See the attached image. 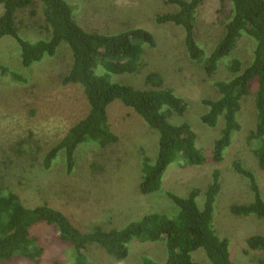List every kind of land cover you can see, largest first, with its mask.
<instances>
[{
	"label": "rangeland",
	"instance_id": "obj_1",
	"mask_svg": "<svg viewBox=\"0 0 264 264\" xmlns=\"http://www.w3.org/2000/svg\"><path fill=\"white\" fill-rule=\"evenodd\" d=\"M65 1L72 6L77 22L87 30L112 33L143 27L154 35L157 45L143 46L138 70L115 74L114 78L136 88H145L149 73L160 74L164 84L188 104L183 115H173V122L187 121L192 125L207 161L185 167L174 162L163 175L160 191L142 193V158L156 156L158 132L135 110L116 99L108 107L110 127L119 137L116 143L104 147L96 142L80 145L74 154L72 172L66 170L63 152L52 166L46 167L44 161L48 152L87 115L89 102L79 84L63 85L61 82L72 62L66 42L60 43L54 56H45L30 67H24L17 40L5 35L0 40L1 185L15 191L25 205L33 207L48 203L63 211L78 228L88 231L96 225L107 229L123 227L152 211L172 215L176 209L166 192L185 196L194 187L205 190L213 170L218 168L222 172V190L215 204V227L221 237L229 239L234 264H258L264 253L249 249L246 242L251 235H264V220L255 215L237 216L230 210L231 204L250 202L254 198L249 180L235 170L234 161L240 159L253 171L264 193V173L253 154V145L248 141L257 123L254 101L257 82L252 84L238 114L242 128L233 136L220 162L211 160L210 156L214 142L220 136L223 119L215 127L200 119L208 109L202 99L217 98L219 92L215 81L230 76L225 64L234 57L251 60L255 40L242 35L234 51L219 61L217 72L208 75L203 65L189 57L184 29L174 23L158 24L155 21L158 14L178 10L176 4L164 0ZM217 4V0H206L196 13V39L205 56L215 49L225 33L217 19ZM32 10L36 11L35 15ZM2 11L0 4V15ZM44 25L40 3L18 11L17 26L23 38L29 41L48 39L50 35ZM198 200L202 205V196ZM31 232L47 251H62L63 261L72 260V247L57 241L52 226L39 223ZM86 254L92 264H143V256L165 259L167 249L164 241H133L129 256L121 261L97 246L88 247ZM192 257L199 264H211L202 248L194 251ZM46 259L50 260L49 257Z\"/></svg>",
	"mask_w": 264,
	"mask_h": 264
},
{
	"label": "trees",
	"instance_id": "obj_2",
	"mask_svg": "<svg viewBox=\"0 0 264 264\" xmlns=\"http://www.w3.org/2000/svg\"><path fill=\"white\" fill-rule=\"evenodd\" d=\"M164 1L176 4L178 10L158 14L155 21L158 24L174 23L184 29L189 57L203 65L208 75L217 72L219 61L234 51L242 35L255 40L251 60L234 57L225 64L230 76L215 81L219 92L217 98L202 99L208 109L200 119L210 127H215L223 119L220 136L216 138L210 156L211 160L220 162L233 136L242 128L238 114L252 84L257 82L254 99L257 123L248 141L253 145V154L264 173V0H217V19L225 33L208 56L197 42L195 28L196 13L206 0ZM39 3L45 31L50 37L29 41L19 33L18 11ZM0 4L3 5L0 40L5 35L17 40L23 66L30 67L45 56H54L60 43L66 42L72 53V62L61 82L63 85L79 84L89 102L87 115L48 152L44 161L46 167L52 166L63 152L66 170L72 172L74 154L80 145L96 142L104 147L116 143L119 137L112 131L108 117V107L116 99L135 110L149 127L158 132L156 156L142 158V193L160 191L163 175L174 162L185 167L207 161L192 125L187 121L173 122V115H183L188 104L164 84L160 74L149 73L145 88H136L114 78L115 74L136 72L143 46L157 45L149 30L143 27L112 33L87 30L77 22L72 6L65 0H0ZM31 13L35 15L36 11ZM233 166L249 180L254 198L250 202L231 204V212L237 216L255 215L264 220V193L255 174L240 159L234 161ZM221 180L222 172L215 168L205 190L194 187L185 196L167 191L176 209L172 215L152 211L123 227L107 229L96 225L88 231L78 228L63 211L48 203L33 207L25 205L15 191L0 183V264H92L86 254L90 246H97L121 261L129 256L133 241H164L166 245L165 259L143 256V264H199L192 253L200 248L204 249L211 264H234L229 239L219 235L214 223L215 204L222 190ZM201 196L202 205L198 200ZM39 223L52 226L57 241L72 247L71 261H63L62 251H47L40 239L32 234V228ZM246 243L249 249L264 253V235H251ZM258 264H264V257Z\"/></svg>",
	"mask_w": 264,
	"mask_h": 264
}]
</instances>
